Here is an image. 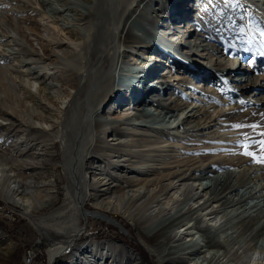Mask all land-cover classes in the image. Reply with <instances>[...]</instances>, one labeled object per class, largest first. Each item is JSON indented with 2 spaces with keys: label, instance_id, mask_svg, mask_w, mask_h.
<instances>
[{
  "label": "bare ground",
  "instance_id": "6f19581e",
  "mask_svg": "<svg viewBox=\"0 0 264 264\" xmlns=\"http://www.w3.org/2000/svg\"><path fill=\"white\" fill-rule=\"evenodd\" d=\"M8 1L11 4L12 0ZM248 1L253 10H258L264 0ZM157 4H159L158 10L164 14H156L153 17L148 12L150 10L152 13L158 12L156 11L157 6H155ZM168 4L171 5V2L168 3L165 0H84L83 8L74 9L69 7L66 2L55 6L50 4L53 15H49L45 11L46 9L38 12L42 15V19L50 18L49 23L54 25V29L52 26L44 25L49 31L48 36L52 38L53 44H59L60 34L71 28L68 26H74L73 30L75 29L77 32L74 36L72 34L67 36L74 44L72 52L61 56V66L65 64L67 70L71 72L72 88H68L67 80H63L61 77L54 78L53 86L50 85L55 91L53 98L65 97L68 99L61 112H50L51 109H48V114H46L39 110L36 94L31 90L32 80L35 79L31 78L37 77L39 80L42 78L40 75L27 74L20 70L13 72L11 69L5 70L0 66V78L13 83L18 95L15 103L18 107L21 106L23 113L21 119L12 121L7 127V137H10V140L15 138L14 142H17L16 145H11L14 146L13 149L17 154L16 161L27 157L30 152L33 153L30 141L17 145V139L24 137L35 139L36 135H39L41 140L39 139L38 150H42L43 153H36L37 156L45 157L49 151L51 153L52 148L49 141H52V146L57 148L55 141L58 140L62 147L65 168L67 173L71 174V187L68 194L72 202L69 208L73 209L74 217L71 220L62 221V214L57 217L55 212H52L46 217L33 218L37 231L41 234L44 233V238L46 235L55 236L54 240L52 237L49 241L51 245L49 253L52 260L70 249L84 231L79 217L88 215L85 210L87 198L90 196L95 198L106 190H109L110 194L108 201L104 205L101 204L104 210L112 211V204H121L126 208H133V211L138 210L141 221H153L154 229L163 230L164 233L172 237V241H176L182 236L183 239L192 236V241H185V244L180 248L183 251L194 246L202 248L197 239L195 241L193 238L192 231L194 229H215V233L221 231L219 229L226 225L225 221L228 218V214H224L227 217L225 221L218 219V209L222 207L237 206L232 211L243 219L242 230H247L250 222L258 218L260 214H264L263 206L242 204L247 198H251L249 192L238 193L237 198L232 195L238 188H232L233 186L224 181L223 177L212 171L211 168L217 164L214 162L215 160L208 164L202 163V158L195 157L189 149L200 144L197 141H190L199 140L200 136L204 135V128H209L207 125L210 122L215 123L219 119L217 116L219 111L216 110V106L212 107V113L207 117L203 115L198 120L199 122L194 121L191 124L190 131H187L183 136L185 141L179 143V137H182L181 131L178 130V134L173 131L181 126L187 127L185 123L191 122L189 119L198 118L206 113L204 107L207 104H202L199 109L196 108V105L201 100L211 101L212 94L208 93V90L217 93V89L210 85L214 77L224 78L228 87L235 88V91L231 93L232 96L235 94L243 96L250 88L255 87L258 93L253 92L247 99L251 102L255 101L254 97L258 94V99L264 103V96H262L264 75L258 77L250 75L248 70L237 68L235 62H227L222 56L209 62V64L219 67L208 71L209 76L204 75L203 68L201 70L196 67L197 64L192 61H194L197 52L213 51L215 47L198 39L187 41L180 39L179 42L181 35L175 37L176 34H179L177 32L180 31L179 28L164 24L165 18H172V15L166 12ZM174 5L179 6L177 3ZM67 11L72 12L69 17L60 15ZM188 11L189 8L181 11V15H188ZM13 24L14 22L6 17L4 11L0 10L2 36H10L7 34L12 33L11 37L14 39L20 36L24 39L28 37L25 31L15 28ZM186 25L182 23L180 26L186 27ZM161 26L166 30L159 31ZM190 26L192 30L197 29L195 24ZM163 43L174 47L169 49L170 47L167 44L165 47ZM175 47L179 49L182 47L183 55L174 49ZM144 50L151 51L153 63L150 64L148 60H142ZM29 53L35 55L33 50H29ZM205 54L207 56V52ZM5 55L0 53V60H5L7 58ZM164 59L171 61L174 65L176 62L184 61L181 63L182 65L180 64L184 71L173 74L174 79L171 76V80H179L180 86H189L187 92L194 95L195 105L172 103L173 101H169L170 98H166L164 91H167L169 83L173 81H170L167 76L163 77L160 74L157 76V70L161 63H167L163 62ZM137 63H143L145 68H130ZM190 64L195 67L188 68L187 66ZM170 65L171 68L168 69V72L172 75L175 66ZM45 68L47 69V67ZM31 75L34 77H29ZM187 75L191 76V81L186 80ZM45 79L42 82L49 85ZM137 88L141 94L138 98L133 96V90ZM196 88L200 90V93L193 91ZM177 90L178 88H175V91ZM221 97L224 100L227 99V96L221 95ZM113 99L120 103L126 102L127 107L129 106L122 114L125 127H118L98 117L101 105ZM148 102L155 107L154 111L150 109ZM10 109L14 110L12 107H8L7 110L0 108L1 118L6 120L11 117L15 118V112L9 111ZM203 118H205L204 121H201ZM19 132H22V136ZM108 134L113 136L112 140L116 143L108 142ZM187 140L188 142H186ZM211 143H215V141L203 144L210 145ZM121 145H125L129 149L124 151L118 149L117 147ZM214 149L215 147L212 150L214 151ZM35 150L37 151V149ZM182 150H186V153L181 156ZM132 158H137L138 161H132ZM192 158L196 159L193 163H189ZM239 158L241 160L237 163L246 160L241 156ZM2 162L0 160V185L5 192L11 195L13 200L25 197L35 200L38 195H36L34 187L38 183L47 182L37 183L33 177L21 178L22 175L19 171L28 169L30 165L35 166L36 162L30 165L13 163L7 166ZM113 163H118L117 169L110 167ZM139 164L140 166H138ZM55 166L52 167L53 170ZM136 168L140 169L138 175L127 177V174L133 173ZM51 181L47 183L50 189L52 188ZM261 188H264V185ZM209 191H214L215 195H209L207 200L201 202ZM227 194L230 196L216 207L214 203L222 200ZM180 196L184 198L181 199ZM150 199H153L151 206L148 205ZM16 202L18 203V201ZM26 209L29 216L33 215L30 207H26ZM206 217H209L212 223H208ZM190 220H194V223L184 229L186 233L177 230V228L187 225ZM261 227H263V222H259L257 228ZM175 230L177 231L173 233ZM150 231H148L149 234H151ZM223 234L225 235L223 240H215L209 234L205 236L206 242L210 246L224 247V251L218 257L212 255L211 259H208L205 256L207 264H264V249L262 247L256 246L259 250H254L252 247L246 249L245 244H239L238 250L230 241L233 240V233L226 231ZM181 254L183 255V253ZM182 259L185 260V264H205L198 261L192 262L184 257ZM217 259H219L218 262ZM81 260L87 264L105 262L103 257L99 262L95 250L91 246L83 253L79 252L73 259V263L80 264ZM90 260L94 262H90Z\"/></svg>",
  "mask_w": 264,
  "mask_h": 264
},
{
  "label": "rangeland",
  "instance_id": "374dc122",
  "mask_svg": "<svg viewBox=\"0 0 264 264\" xmlns=\"http://www.w3.org/2000/svg\"><path fill=\"white\" fill-rule=\"evenodd\" d=\"M165 1H168V3L171 2V5H167L166 12L172 15V18H165L164 24H170L173 27L179 28L181 33L177 31L179 34L175 35V37L181 35L179 36V42L180 39L183 41L198 39L215 47L213 51L202 50L197 52L194 61H192L197 64L195 65L196 67H199L201 70L203 68L202 71L204 75L209 76L210 70L219 67L218 65H211L209 62L221 56L225 58L227 62H235L237 68L248 70L250 75L255 77L264 75V54H262L264 53V35H262V33H264V1L258 10H253L248 4V0ZM66 2L69 4V7L74 9L84 7V0H12L11 4L8 0H0V10H3L6 17L14 22L13 26L15 28L25 31V34L28 36L25 39L21 36L14 39L11 37L12 33L7 34L10 36H2L1 33L3 31L0 29V53L6 54L5 57H7L5 60H0V66L5 68V70L11 69L13 72L20 70L23 71V73H34L42 77L38 80L34 75L29 76L34 77L31 79H35L32 80L33 85L31 86V90L36 94L39 110L46 114H48V109H51L50 112L63 111L66 101L68 100L65 97L53 98L55 97V91L52 86L53 79L61 77L63 80H67V87L70 89L72 88L71 82L73 78L71 72L67 70L65 64H62L65 68L61 66V56L72 52L71 50H73L74 44L67 36L68 34L74 36L77 32L75 29L73 30L74 26L70 25L68 27L71 28L66 29L60 34L59 44H53L52 38L48 36L49 31L44 25L52 26V29H54V25L49 23V20H51L50 18L42 19V15L39 13L43 9H46L45 11H47L49 15H53L54 13L51 11V6L62 5V3ZM175 3L179 6H175ZM155 6H157L156 11L158 12L152 13L150 10L148 12L149 14L151 13L152 16L164 14L158 10L159 4ZM181 7L184 8L182 9ZM187 8H189L187 12L189 14L182 16L181 11ZM194 8L196 9L193 10ZM71 13L72 12L67 11L60 13V15L62 14V16L65 15V17H69ZM182 23L187 24L186 27L180 26ZM191 24H195L197 29L192 30ZM160 30L166 29L161 26L159 31ZM166 44L167 43H163L165 47ZM167 45L170 47L169 44ZM173 47L171 46L169 49ZM174 49L178 50L183 55L182 47L180 49L175 47ZM29 50L35 51V55L30 54ZM206 52L207 56L205 54ZM214 53L216 54L215 56ZM143 55V61L148 60L150 64L154 62L153 58H151V51L144 50ZM144 57L146 58L144 59ZM137 62L140 61L137 60ZM163 62L167 63H161L159 69H156L157 76H159V74L163 77L167 76L170 81H173L169 83L167 91L163 90L166 98H170L169 101H173L172 103L179 102L185 105H195L194 95L187 92L189 86H180L178 83L180 82L179 80H171V76L174 79L173 74L184 71L180 66L184 61L181 60L179 63L176 62L175 65L171 63V61H167V59H164ZM169 64L175 66L172 75L168 72V69L171 68ZM184 66L186 67V65H183V67ZM192 66L194 65L190 64L187 67L191 68ZM45 67H47V69ZM133 67H139L140 69L145 68L143 63H137V65L135 64L130 68L134 69ZM165 67L167 68L166 70ZM130 68L127 69L129 70ZM44 78H46L45 80H47L49 85H46V83L44 84V81L42 82ZM223 79L224 78L220 77H214L212 79L210 85L217 89V93H213L214 91L212 90L207 91L212 94L210 102L201 100L197 103V109L201 108L202 104H207L204 107L206 113L198 116V118L194 117L189 119L191 122L185 123L187 127L183 128L181 126L178 127V129H173V131L176 132V134L181 131L182 137H179V143L185 141L183 136L187 131H190L189 127L191 124L194 123V121L199 122L198 120H200L203 115L207 117L212 113V107L216 106V110L219 111V115H217L219 119H217L215 123L210 122V124L207 125L209 128H204V135L200 136L201 138L199 140H191L190 142L197 141L200 144L196 147H190L189 149L193 152L195 157L198 156L197 158H202V163L208 164L210 161L215 160L214 162L217 164L211 168L212 171H215V174L217 173L223 177L224 181H227L230 186H233L232 188H238L237 191L232 193L235 198L238 197V193L243 194L245 191L249 192L251 198H247L242 204L264 207V188H261V186L264 185V164L257 163L253 157L244 155V144H248L249 150H254L259 154V145L255 142L264 139V136L260 135L261 132H264V103L258 99V94L254 97V99H256L255 101L253 100L251 102L247 99L253 92L258 93L255 87L250 88L243 96H239L238 94L232 96L231 93L235 91V88L228 87V85H226V80ZM186 80L191 81V76L187 75ZM5 81L6 80L0 78V108L7 110L8 107H12L14 110L12 111L10 109L9 111L15 112V118L11 117L6 120L0 116V160L3 161L2 164H6V166L12 165L13 163H17L18 165L26 163L30 165L36 162L35 166L30 165L28 169H21V171H19L20 175H22L21 178L33 177L37 183L42 181L48 183L52 180V188L50 189L47 183H38L34 187L36 195H38L35 200L28 199V197L24 199L16 198L14 200L18 201L17 203L0 185V264H19L24 249L26 250L30 245H34L36 249L41 250V255L43 254L41 259L45 260L46 264H74L73 259L76 258L78 253H83V251L90 248V246L94 248L99 262H101L102 257L105 259V262H102V264H185V260L182 259V257L192 262L198 261L199 263L204 262L207 264L205 256L208 257V259H211L212 255H217L218 257L219 254L224 251V247H217L215 245L210 246L207 244L205 236L209 234L215 240H223V237L225 238L223 233L226 231L233 233V240H228L233 242L237 249L239 244H245L244 247H246V249H250L251 247L254 250L258 249L257 247H262V249H264V214H260L258 218L250 222L247 230H242L244 225L243 219L236 216L232 211V209L237 206L222 207L218 209V219L225 221L226 218H228L225 221L226 225L219 229L221 231L215 233V229H194L192 231L193 238L195 241L197 239V242L202 245V248H200V246H194L193 248L189 247L187 250L183 251L180 248L185 244V241H192V236L187 239H183L182 236L180 239L172 241V237L164 233L163 230L154 229L155 227L152 224L153 221H141V219H139L140 213H138V210L133 211V208H126L121 204H112V211L104 210L101 204L104 205L108 201V196L110 194L108 192L109 190H106L102 191L100 195L95 198L93 196L87 198L85 210L89 216L87 215L85 217L82 215L79 217L80 224L84 227V231L76 239L74 245L70 249L61 253L58 258L52 260L49 253V248L51 246L49 241L52 237V240H54L55 236L46 235L44 238V233L41 234L37 231L38 229L34 225L33 218L46 217V215L52 212H55L57 217H60L59 214H62V221L71 220L72 217H74L73 209L69 208L72 202L68 194L71 187V174H68L65 168L62 147L58 140L55 141L57 148H54L52 146L53 142L49 141L50 147L52 148V150L50 149L52 151L51 153H49V151L45 157L37 156L36 153H43L42 150H38V144L41 140L39 135H36L35 139H27L26 137L17 139V145L30 141V146L33 148L32 152L34 154L30 152L27 156L28 158L25 156L22 160L16 161L17 154L13 149L14 146L12 147L11 145H16L15 143L17 142H14L15 138L10 140V137H7V127L12 121H16L18 118L21 119L23 113L21 106L18 107L15 103L18 99V95L13 83L10 80ZM174 87L178 88V90L175 91ZM139 91V88L134 89L133 96L138 98L141 95ZM193 91L200 93V90L197 88L193 89ZM221 95L227 96V99H222ZM229 96H231V98H228ZM262 96H264V93H262ZM115 99L104 102L101 105L98 117L118 127H125L122 114L129 106L127 107L126 102H116L117 100ZM148 105L150 109L154 111L155 107L152 103L148 102ZM204 119L205 118L201 121H204ZM238 123L244 125L258 124L261 127H234V125ZM215 124H217V126H214ZM19 134L22 136V132H19ZM112 137L113 136L108 134V142L116 143L113 142L114 140H112ZM212 141H215V143H211L210 145L203 144L204 142L210 143ZM186 142H188V140ZM214 147L215 149L213 151L212 149ZM117 148L122 151L129 149L126 148L125 145H121ZM35 149H37V151ZM185 153L186 150H182L180 154L182 156ZM239 156L246 160L237 163L241 160L240 158L238 159ZM195 159L196 158H192L189 163H193ZM132 161L138 160L137 158H132ZM54 165L56 166L53 170L52 167ZM138 166H140V164ZM110 167L117 169L118 163H113ZM139 172L140 169L136 168L133 170V173H128L127 177L135 174L138 175ZM53 181L54 183H52ZM157 194L159 193L157 192ZM209 195L213 196L215 192L209 191L201 202L207 200ZM228 196L230 195L227 194L222 200L214 203L216 207L220 202L225 201ZM180 198L183 199L184 197L180 196ZM22 204H27L28 206ZM148 205H153V199L148 201ZM26 207L31 208L33 215L29 216ZM224 214H228V216L225 217ZM205 219L208 223H212L209 217ZM259 222H263V227L257 228ZM192 223H194V220L188 221L187 225L184 227L182 226V229L179 227L177 230H182L181 233H186L184 229L190 227ZM149 230H151V234L148 233ZM193 249L196 250L194 251ZM218 250L219 252H217ZM181 253H183V255ZM218 261L219 259H217V262ZM90 262L94 261L90 260ZM80 264H87V262L82 261Z\"/></svg>",
  "mask_w": 264,
  "mask_h": 264
},
{
  "label": "snow or ice",
  "instance_id": "6c2138e0",
  "mask_svg": "<svg viewBox=\"0 0 264 264\" xmlns=\"http://www.w3.org/2000/svg\"><path fill=\"white\" fill-rule=\"evenodd\" d=\"M262 35H264V33H262ZM234 127L236 128H243V127L257 128L261 126L258 124L244 125V124L238 123V124H235ZM260 135L264 136V132H261ZM255 143L259 145V149H260L259 154H257V152L254 150H249L248 144H244V148H245L244 155L253 157L255 162L257 163L264 164V139L258 140Z\"/></svg>",
  "mask_w": 264,
  "mask_h": 264
},
{
  "label": "built area",
  "instance_id": "2783aa9c",
  "mask_svg": "<svg viewBox=\"0 0 264 264\" xmlns=\"http://www.w3.org/2000/svg\"><path fill=\"white\" fill-rule=\"evenodd\" d=\"M41 260V250L30 245L29 248L24 249L19 264H46L45 260Z\"/></svg>",
  "mask_w": 264,
  "mask_h": 264
},
{
  "label": "trees",
  "instance_id": "16d2710c",
  "mask_svg": "<svg viewBox=\"0 0 264 264\" xmlns=\"http://www.w3.org/2000/svg\"><path fill=\"white\" fill-rule=\"evenodd\" d=\"M43 255V254H42ZM42 255H41V258H42Z\"/></svg>",
  "mask_w": 264,
  "mask_h": 264
}]
</instances>
